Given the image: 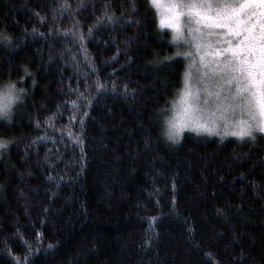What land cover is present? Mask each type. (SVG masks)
I'll return each instance as SVG.
<instances>
[{
  "label": "trees",
  "instance_id": "16d2710c",
  "mask_svg": "<svg viewBox=\"0 0 264 264\" xmlns=\"http://www.w3.org/2000/svg\"><path fill=\"white\" fill-rule=\"evenodd\" d=\"M62 2L0 0V85L25 89L0 121V264H264V137L169 141L187 62L148 0Z\"/></svg>",
  "mask_w": 264,
  "mask_h": 264
},
{
  "label": "snow or ice",
  "instance_id": "6c2138e0",
  "mask_svg": "<svg viewBox=\"0 0 264 264\" xmlns=\"http://www.w3.org/2000/svg\"><path fill=\"white\" fill-rule=\"evenodd\" d=\"M148 4L155 10L157 27L172 32V43L177 48L164 59L182 57L189 61L183 73V87L171 101L174 114L163 117L162 135L173 143L180 142L185 128L215 134L221 140L234 136L244 142L247 138L253 144L257 134L264 137V0H148ZM130 7L136 10L135 0H130ZM58 8L68 10L70 5L64 0ZM105 17L115 23L107 6L97 23ZM131 21V16L126 18V22ZM64 31L67 35L71 30ZM88 32H92L91 26ZM71 35L83 43L82 32ZM0 41L11 44L12 37L0 33ZM182 47L187 50L180 51ZM96 87L103 85L97 83ZM24 94L25 89L18 88L15 81L0 85V121L13 119L14 108ZM71 103L77 106L76 101ZM167 111L161 109L162 113ZM204 116L209 119L201 122ZM68 136L82 144L79 134L70 131ZM8 143L0 137V149ZM40 236L37 233V238ZM14 258L16 264L28 262V255Z\"/></svg>",
  "mask_w": 264,
  "mask_h": 264
},
{
  "label": "rangeland",
  "instance_id": "374dc122",
  "mask_svg": "<svg viewBox=\"0 0 264 264\" xmlns=\"http://www.w3.org/2000/svg\"><path fill=\"white\" fill-rule=\"evenodd\" d=\"M165 29H167V28H165ZM169 30V29H168ZM180 51H185V50H187V49H185V48H181V49H179ZM186 60V59H185ZM186 62H187V64L189 63V61L188 60H186ZM193 75L195 76V71L193 70ZM193 83H195V80H193ZM182 87H183V85H182ZM177 98V97H176ZM174 114V112H173V109L171 108V110L168 112V116H172ZM207 119H209V117H207V116H204V117H202L201 118V122H204V120H207ZM218 123H219V121H218ZM221 127H222V125H221ZM186 131H192V132H195V131H193V130H191V129H189V128H185L184 129V131H183V133L184 132H186ZM203 134H207V133H203ZM213 135H215V134H213Z\"/></svg>",
  "mask_w": 264,
  "mask_h": 264
}]
</instances>
